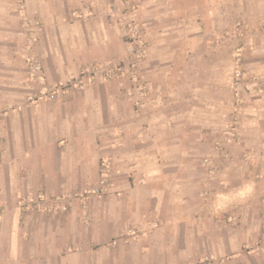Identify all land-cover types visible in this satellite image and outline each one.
Instances as JSON below:
<instances>
[{"label": "crops", "instance_id": "0c3cea01", "mask_svg": "<svg viewBox=\"0 0 264 264\" xmlns=\"http://www.w3.org/2000/svg\"><path fill=\"white\" fill-rule=\"evenodd\" d=\"M215 3L210 20L185 18L180 33L170 26L160 34L142 68L146 90L87 78L56 100L42 90L113 58L119 36L87 17L61 22L43 3L34 57L43 72L33 84L25 73V81H7L18 82L20 98L35 88L38 99L0 122V189L10 205L23 195L66 194L111 164L121 194L102 199L99 238L113 241L129 225L145 233L132 242L135 256L97 258L86 250L90 233L79 235L93 222L89 202L48 213L17 204L0 216V264H154L169 257L158 252L177 247L195 249L184 263L221 254L264 263V0ZM224 31L226 43L202 48ZM238 52L242 79L234 76ZM78 244L83 252L67 250Z\"/></svg>", "mask_w": 264, "mask_h": 264}, {"label": "rangeland", "instance_id": "374dc122", "mask_svg": "<svg viewBox=\"0 0 264 264\" xmlns=\"http://www.w3.org/2000/svg\"><path fill=\"white\" fill-rule=\"evenodd\" d=\"M217 1L224 0H0V122L8 111L22 108L27 104L30 105L38 99L35 88L30 89L29 99L26 98L25 100L20 98L22 88L18 85V82H16V86L10 88L8 86L10 83L7 81L11 77L15 81L16 79L17 81H25L26 75L28 83L33 84L37 82L36 75L31 73V63L36 60L34 58L36 56L35 49L40 45L39 36L44 27V23L38 14L40 10L43 11L45 9H42L44 2L48 4L46 7L48 10L51 9L57 16L61 17V22L64 19L75 22L76 19L87 17L101 24L109 25L110 33H115L119 36L116 54L113 58H102L89 65L105 64L107 65L106 67L112 68L125 65L127 71L121 77H104V73L101 71L96 74L94 79L97 77L106 80L125 79L129 83L130 93H133V90L135 91V89L139 88L142 89L141 91L146 90L147 78L142 68L154 43L164 38L160 34L169 31L170 26H174L177 29L173 34L180 33V29H178L180 27L179 21L185 18L189 19L194 16H199V19L203 17L205 20H210L212 11L215 10L213 6L216 5L215 2ZM170 18L173 23L169 21ZM215 35L220 40L217 41V39L211 38V34H209V39L203 41L202 48L204 50H207L205 48L214 47L217 43L222 44L223 42H227L225 40L227 37L226 31L216 32ZM160 42L162 43V41ZM238 53L235 56L234 76L235 78L242 79L246 74V70L243 68V57L240 52ZM210 57V54L205 53V58ZM223 58L224 56L222 54L221 59ZM225 60L227 61V59ZM238 70L242 71L241 77L237 76ZM51 89L50 87H46L42 90L47 96L46 100L59 99L63 93H66L65 91L68 92L72 89L81 90L83 87L80 85H67L55 99H51L48 96ZM3 140L4 136L0 131V167L6 155V147ZM115 173L116 171L111 164H103L100 168L98 179L91 184L81 185L66 194L57 193L58 195L54 194L50 197L40 192L41 194H32L31 197L27 196L24 200L23 197L25 195H23L17 204L23 210L28 208L35 212L46 211L48 213L61 207H84L89 202L87 204H89L94 214L91 220L93 222L90 229L86 224V229L82 230V227L79 233L81 237L83 234L87 236L90 233L91 240L88 241V249L86 250L90 251L91 255L97 258H115L117 255L123 258H130L136 255L137 250L132 242L139 239L145 233L143 228L129 225L113 241L99 238V234L102 236L104 233V223L101 220L104 216H100V210L104 207L103 203L107 202L102 199L106 197H118L121 194V191L115 184ZM5 194L0 189V216L9 207L17 205L14 203L10 205V201L4 198ZM112 207L113 211H115V206ZM150 225H157V218ZM73 246L75 247L67 250L70 252L84 251V246L82 245L78 244ZM240 250L241 253L244 252V249ZM194 251L195 249L178 247L167 249L164 252H158L157 259L163 260L167 255L169 257L162 262H156L154 264H170V260L172 261L171 264H264L259 261H253L255 258L245 263L243 258L233 259L227 254H221L216 259H205L202 262L192 261L184 263L183 260L185 257H183V253H192Z\"/></svg>", "mask_w": 264, "mask_h": 264}, {"label": "built area", "instance_id": "2783aa9c", "mask_svg": "<svg viewBox=\"0 0 264 264\" xmlns=\"http://www.w3.org/2000/svg\"><path fill=\"white\" fill-rule=\"evenodd\" d=\"M106 66L107 65L105 64H93L83 68V70L79 73L80 75L73 76L64 83L55 84L54 86L50 87L52 89L48 93L49 98L55 99L59 95L60 91L64 89V87H66L67 85H80L81 87H83L85 85V79L88 78L90 81H92L96 77V74L98 72L102 71L104 73V77L116 78L123 76L127 71V67L125 65L116 68ZM42 72V64L37 60L32 61L31 73L36 75L37 80ZM241 75L242 71L238 70L237 76L241 77Z\"/></svg>", "mask_w": 264, "mask_h": 264}]
</instances>
